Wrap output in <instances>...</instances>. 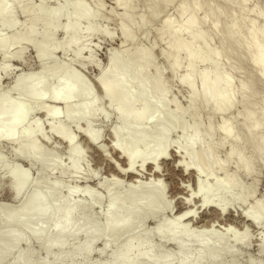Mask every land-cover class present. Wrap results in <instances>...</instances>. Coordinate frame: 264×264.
Instances as JSON below:
<instances>
[{
	"label": "bare ground",
	"instance_id": "6f19581e",
	"mask_svg": "<svg viewBox=\"0 0 264 264\" xmlns=\"http://www.w3.org/2000/svg\"><path fill=\"white\" fill-rule=\"evenodd\" d=\"M31 1L33 0H0L2 61L6 62L9 50L26 49L30 37L36 34L38 24H42L44 29L42 40L33 45L37 72L20 74L15 78L11 90L18 94V99L14 100L0 93V141L8 140L13 147V156L31 163L39 171H54L57 168V158L43 153L42 148L33 140L35 134H42L40 126L27 121L30 120L32 111L39 109L43 102L49 100L61 103L62 112L51 107L41 108L40 111L49 122L51 132L66 145L69 159L75 156L78 148L76 138L69 134L68 127L73 124L79 128L82 122L91 124L88 120L98 113V100H95L90 87L75 71L65 65L49 68L47 60L54 51L66 54L74 46L75 39L81 32L80 19L90 22L87 32L82 34H92L95 12L89 7H83L82 0H63V4H56L51 9L45 8L42 3L33 4ZM24 2L30 3L21 9L26 18L23 30L21 33L14 30L12 36L5 37L2 34L4 26L8 27L5 29L17 26L13 20L7 21L10 19L12 5L20 7ZM114 2L123 7L120 20L128 19L127 12L133 9L132 1ZM152 2L151 8L155 13L157 4ZM221 2L233 4L239 16L222 12ZM248 2L249 0H212V3L205 4L199 0H182L176 6L181 24L174 26L170 17L162 20L159 37L169 39L162 57L166 62L171 60L168 64L170 72L174 75L182 60L187 63L186 71L179 78V85L187 88L189 93L186 108L180 107L174 99H167L170 91L162 81L158 69L153 77L148 76V65L153 62L150 53L140 48L130 51L126 46L134 41V29L142 28L145 17L128 19L130 26L121 24L118 33L123 43L109 53L108 61L96 81L109 111L116 116L110 129L111 146L124 162L123 166L108 157L104 153L106 150H102L104 148L98 150L115 173L110 184L105 187L107 205L101 214L103 223H97L91 212L103 203L102 199L91 195L88 203L81 204L74 200V189H69L67 196L62 199L59 196L60 186L50 184L41 177L22 193L16 208L0 210L4 211L0 220V264H36L30 245L26 251L18 250L21 243H30L31 239L42 242L43 251L50 256L49 261L67 260L61 263L76 264L75 258L80 257L82 260L78 264H91L88 258L95 240L104 237L109 238L107 242H112L123 236L124 240H119L106 264H235V246L247 248L250 245V231L264 232V204L253 200L252 193L241 190L235 177L227 172L226 162L217 158L216 148L209 141L214 129L209 124L207 134H202L201 124L198 122L199 111L197 112L195 105L199 103L212 114L222 113L234 105L235 93H238L239 100L244 105L243 136L233 133L229 120L224 121L217 130L223 135V142L229 139L233 143L226 153L227 161L236 158L237 170L251 172L250 163L239 147L243 141L253 150L252 156L264 160V104L255 112L254 106L247 103V98L255 93V83L251 77H247L235 89L230 74L221 63L222 58L231 53L245 56L244 61L252 67L257 81L264 84V9H246ZM67 7H70L69 14L66 13ZM224 15L228 16L227 23L223 20ZM248 15L253 17L246 25L244 17ZM64 16L67 18L66 22L60 27L59 22ZM59 28L63 35L68 36L62 44L54 43L52 38L53 32ZM209 31L218 35L219 46L213 45ZM74 58H81L79 52L74 53ZM199 63H209V66L199 71ZM27 97L28 100L25 99ZM76 98L80 100L74 102ZM171 105L175 106V110L169 109ZM186 114L193 119L190 124L185 120ZM100 118H108L107 113ZM86 125L81 134L89 139L92 133L88 126L86 129ZM176 131L181 136L172 142L169 138ZM100 138H97V143ZM90 142L93 146L92 141ZM173 144L176 150L173 152L176 157L174 168L183 173L189 172L194 177L193 189L189 185H180L186 191V196H176L177 200H181L182 206L174 214L172 202L165 199V189L161 185L162 168L160 169V161L169 160L168 150ZM147 170L150 171L148 174ZM220 171L224 178L213 179L209 184L207 179H212ZM25 177L24 173L23 178ZM126 178L129 182L124 188L122 183L127 181ZM85 191L92 193L89 188H85ZM233 208L241 219L240 232L234 231L235 228L231 227L233 224H225V228L220 227L217 222L209 221L199 227L194 225L199 222L202 209H213L218 218L228 211H234ZM78 210L82 211L80 216H77ZM165 214L173 216L169 219L163 216ZM158 215L160 220L154 229L143 234L146 221H154ZM218 230H224L232 240L215 236ZM47 236L51 238L45 239ZM81 236L85 237V241L64 254L66 239ZM153 239L161 243V248L155 246ZM164 244L174 247L175 252L171 254L163 251ZM54 249L57 253L51 255ZM258 252L264 253V234L261 235Z\"/></svg>",
	"mask_w": 264,
	"mask_h": 264
},
{
	"label": "rangeland",
	"instance_id": "374dc122",
	"mask_svg": "<svg viewBox=\"0 0 264 264\" xmlns=\"http://www.w3.org/2000/svg\"><path fill=\"white\" fill-rule=\"evenodd\" d=\"M133 9L127 12V17L129 20H135L140 16L145 17V22L142 25L141 29H134V43H127L126 46L130 51H136L138 48L147 50L150 53L153 62L148 65L147 73L149 77H153L156 74L158 69L161 74L162 81L167 85L169 89V94L167 99L169 101L175 100L180 107L186 108L188 90L179 85V78L184 74L187 69V63L182 60L180 67L175 71V74L172 75L168 68L169 60H166L162 57V51L166 48L169 43V39L164 37L160 39L159 29L162 25V20L165 17H170L173 21L174 26L181 24V18L179 17L176 6L182 0H131ZM154 1L157 4V10L155 13L152 11L151 4ZM194 1V0H190ZM202 3L208 4L212 3V0H199ZM63 0H33L31 3L39 4L42 3L43 6L47 9L54 8L56 4H63ZM30 2H24L20 7L12 5L11 14L6 18L7 21L13 20L16 22L17 26L14 29H5L8 28L4 26L2 28V34L5 37L12 36L15 32H20L23 30V24L26 21V18L22 12V7H25ZM222 12H228L233 14L234 17H238L239 13L235 10L233 4H226L224 2L220 3ZM83 7H89L95 12V17L93 20L94 32L92 34H82L87 32L90 22L84 19H80L81 32L75 39L74 46L66 53L62 54L60 51H54L47 60V67L54 68L59 65H65L66 68L75 71L81 78L87 83V85L92 90L93 96L97 105V113L95 116L88 120L91 124L82 122L79 125V128L71 124L68 127L69 134L75 136L77 143V150L75 156L72 159H69V154L66 145L61 142L56 136L51 132L49 128V122L43 116L40 111L41 108L51 107L62 112V105L59 102L45 101L43 102L39 109H34L31 116L27 122L35 123L40 126L42 134H35L33 137L34 142H36L41 148L43 153L46 155L52 154L57 158V168L54 171H39L31 163H27L12 154V146L8 140L0 141V210L14 209L20 202L22 193L27 191L30 186L33 185L38 179L44 177L47 179L48 183L56 184L60 186L59 196L63 199L67 196L69 189H74L76 192L74 194V200L80 202L81 204H86L90 201L91 195H95L102 199L103 203L97 205L95 209H92L93 219L99 223H103L102 213L104 210L105 201L107 199V191L105 189L106 184H110L112 176L115 174L111 169L109 163L104 161L101 157L99 149L105 151L104 153L113 160L121 163L124 166L122 159L118 157V154L112 149V134L110 129L116 121V116L109 111L106 100L103 99L102 91L99 89L96 81L101 73V69L106 65L108 61V55L110 52L119 48L123 43V39L120 37L118 31L121 24L130 26V21L125 19L124 21L120 20V14L123 13V7L117 5L114 0H82ZM256 7V9H264V0H249L247 8L250 9ZM135 9V10H134ZM66 13H70V7L66 8ZM252 15L244 17V23L249 24V21L252 19ZM66 16L62 17L59 25L62 27L66 22ZM228 16H223L225 23L228 22ZM15 30V32H14ZM43 25L38 24L36 26V34L31 36L29 39L28 46L26 49H11L7 52L6 62L2 61L0 58V93L5 94L6 96L16 100L18 99V94L11 90V86L16 77L20 74H31L35 73L38 70V64L35 59V50L33 45L42 40ZM14 32V33H13ZM212 35V43L215 47L219 46L218 35L213 31H209ZM67 35H63L61 28L58 31L53 32V41L56 44H62ZM185 38V36H184ZM79 52L81 56L80 59L74 58V53ZM245 56H240L238 53H231L227 57H223L221 63L223 64L224 70L230 74L233 86L236 89L244 78L251 77L255 83L254 90L255 93L253 96L247 98V103L252 104L255 112L258 111V108L264 104V84L261 81H257L255 72L252 70V67L245 60ZM156 65V66H155ZM209 66V63H199L197 65V70L206 69ZM156 67V68H155ZM4 68V69H3ZM251 79V80H252ZM236 101L234 105L225 112L212 114L209 110H206L197 103L196 110L198 112V122L201 124L202 134H207V127L209 124L212 125L214 129V134L210 137L209 141L216 148V156L219 160L225 161L226 170L229 174L233 175L237 180V183L241 186V190L246 193H252V199H256L257 203L264 204V160L260 159L258 156H252L253 150L245 145L244 141L240 142L239 147L243 151V155L248 159L250 163L251 172L245 173L243 170H237V161L238 159L232 158L227 161V151L233 143L227 139L225 142L222 141L223 135H221L217 130L218 127L226 120H229L232 124L233 133L235 135L243 136V118L242 112L244 110V105L239 100L238 93H235ZM28 100V97L25 98ZM80 99L76 98L73 101L78 102ZM170 110H175V106L171 105ZM107 117L102 120L100 118L103 114ZM102 114V115H101ZM63 115V114H62ZM99 115V117L97 116ZM101 115V116H100ZM109 115V116H108ZM62 119V117H61ZM107 120V121H106ZM185 120L190 124L193 119L189 114H186ZM63 121V119H62ZM86 129L91 131V136L89 139L83 137L82 130L85 125ZM90 125V126H89ZM88 126V127H87ZM91 128V129H90ZM141 129L148 127H140ZM98 129L100 131H95ZM83 130V131H84ZM79 131H81L79 133ZM100 132V134H98ZM264 132V129L262 130ZM96 136L101 137L97 143ZM97 133V134H96ZM89 134V132H88ZM39 137H38V136ZM37 136V137H36ZM95 136V138H94ZM181 136L179 131H176L171 134L169 140L172 142L177 141ZM86 139V140H85ZM92 139V140H90ZM94 139V140H93ZM96 139V140H95ZM90 141H92V144ZM94 143H96L94 145ZM101 144V146H99ZM96 146V147H95ZM101 147V148H97ZM96 148V150H95ZM173 149V150H172ZM174 144L169 148V160L160 161V169L162 176V187L165 189V199L169 202H172L171 208H173V214L177 209H179L182 204L181 200H177V195L186 196V191L180 185H189L191 189L194 187V177L192 174L183 173L178 168H174V160L176 159ZM176 151V150H175ZM171 152V154H170ZM100 154V155H99ZM171 158V160H170ZM253 159V160H252ZM138 166V165H137ZM176 169V170H175ZM171 170V171H170ZM147 174L150 172H148ZM163 172V173H162ZM26 174V177L23 178V174ZM114 173V174H113ZM146 174L147 177H149ZM161 177V176H160ZM224 178L223 172H218L212 179H207V182L210 184L213 179L222 180ZM127 180V181H126ZM125 183H122V186L125 188L129 180L126 178ZM122 187V188H123ZM85 188L91 190V194H88L85 191ZM182 189V190H181ZM237 191H234L236 193ZM176 198V199H175ZM176 201V202H175ZM176 203V204H175ZM175 204V205H174ZM100 207V208H99ZM197 208V206H196ZM228 211L227 214L223 217L217 218V213L213 209L201 210V215L199 216V222L195 223L196 227L202 226L205 223L217 222L220 227L225 228V224L232 226L235 232H240V227H242L241 219H239L237 210ZM4 211H0V220ZM82 211H77V216H80ZM215 213V214H214ZM232 213V214H231ZM235 214V215H234ZM169 219L172 218V214L168 216ZM215 218V219H212ZM220 218V219H219ZM238 218V219H236ZM212 219V220H210ZM160 220L158 215L154 221L148 220L143 226V234L148 231H151L156 226L157 222ZM203 220V221H202ZM214 220V221H213ZM228 220V221H227ZM220 221V222H219ZM238 221V222H237ZM219 222V223H218ZM222 222V224H220ZM230 224H228V223ZM234 222V223H233ZM224 223V224H223ZM239 224V225H237ZM241 224V225H240ZM194 227V228H196ZM239 227V228H238ZM253 230L252 228H250ZM196 230V229H194ZM264 234L263 231H250V245L247 248L240 246H235V264H263L264 263V253L260 254L258 252V244L261 241V235ZM217 237L229 238L232 240L230 235L224 230H218ZM51 238L47 236L45 239ZM124 236L121 239L116 241L107 242L109 238L101 237L95 240L91 246V254L88 258L91 264H106L111 259V252L116 247V244L119 240H124ZM112 240V239H110ZM85 241V237L71 238L66 239V245L63 248L64 254L68 253L71 248L75 245L82 244ZM155 246H160L161 243L153 239ZM213 243V242H212ZM31 247V250L34 252L36 257V264H62L61 262L67 260H62L59 262H52L50 256H47L42 249V242H37L35 240H30V243L23 242L19 245L18 250L26 251ZM169 244H164L162 246L163 251L167 253H174L175 249ZM57 253V250L54 249L51 255ZM81 258H75V263H81ZM5 264V263H2Z\"/></svg>",
	"mask_w": 264,
	"mask_h": 264
}]
</instances>
